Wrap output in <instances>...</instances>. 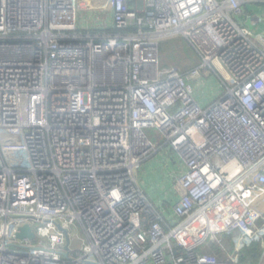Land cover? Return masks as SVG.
Segmentation results:
<instances>
[{"label": "built area", "instance_id": "2783aa9c", "mask_svg": "<svg viewBox=\"0 0 264 264\" xmlns=\"http://www.w3.org/2000/svg\"><path fill=\"white\" fill-rule=\"evenodd\" d=\"M249 2L264 0H0V264H250L244 249L264 250V16ZM174 36L197 65L161 63Z\"/></svg>", "mask_w": 264, "mask_h": 264}, {"label": "rangeland", "instance_id": "374dc122", "mask_svg": "<svg viewBox=\"0 0 264 264\" xmlns=\"http://www.w3.org/2000/svg\"><path fill=\"white\" fill-rule=\"evenodd\" d=\"M81 1L78 2L79 7L81 8ZM258 2H254V4H251L250 9L254 12L261 13L264 16V7L258 6L256 4ZM86 16L85 12L82 11V13L79 15L78 18V25L81 27L85 23L83 22V17ZM103 18V15L100 16V11H96L95 18ZM256 31H261V28H256ZM184 39V38H183ZM181 36H174V37H168L162 40L160 45V60L161 63L164 66L168 67H175L182 70H187L193 65L196 64V58L192 54V52L188 49L189 45L184 41ZM204 83H208V86L211 88V93L214 94L215 86H218L220 81H218L213 73L209 74V78H205ZM217 84H216V83ZM215 84V85H214ZM201 89L197 85V92H196V98L200 101L202 99ZM145 133L154 141L159 144L164 143V137L162 135V132L159 128L151 127L146 128ZM2 148L4 151V154L8 158V162L13 167H27L28 162L26 160V149L25 146L21 143H17L12 139L8 140H2ZM156 160L152 161L151 163L154 165ZM145 169H148V166H145ZM147 194L151 199H154V195L152 193V190L150 187H147L146 189ZM264 208V205L262 206ZM14 248V247H13ZM250 264H264V250L262 249V255L258 262L255 260L248 261Z\"/></svg>", "mask_w": 264, "mask_h": 264}, {"label": "trees", "instance_id": "16d2710c", "mask_svg": "<svg viewBox=\"0 0 264 264\" xmlns=\"http://www.w3.org/2000/svg\"><path fill=\"white\" fill-rule=\"evenodd\" d=\"M251 4H254V2H249V3H246L244 5L245 14H252L254 12V11H252V9H250ZM256 4H258V6H260V7H264V3H262V2H259ZM160 45H161V43H160ZM188 49L195 56V58H196V61H195L196 64L195 65H197V63L199 62V59H198L196 53L193 51V49L190 46L188 47ZM195 65H193V66H195ZM261 255H262V248H261L260 244L258 242H253L249 247L244 249L242 258H243V261H246V262L250 261L251 259L258 262L261 258Z\"/></svg>", "mask_w": 264, "mask_h": 264}, {"label": "water", "instance_id": "95a60500", "mask_svg": "<svg viewBox=\"0 0 264 264\" xmlns=\"http://www.w3.org/2000/svg\"><path fill=\"white\" fill-rule=\"evenodd\" d=\"M17 237L19 239H30V240H34L36 238V234L32 230V228L30 227V225H24V226H22V227L19 228V231L17 233ZM68 243H69V238H68Z\"/></svg>", "mask_w": 264, "mask_h": 264}, {"label": "bare ground", "instance_id": "6f19581e", "mask_svg": "<svg viewBox=\"0 0 264 264\" xmlns=\"http://www.w3.org/2000/svg\"><path fill=\"white\" fill-rule=\"evenodd\" d=\"M235 216V213H231L230 215H228L225 220H224V223H223V227H225L227 224H229V222L232 220V218ZM219 216L218 215H214V214H211L210 216V221H211V225H213L214 221L218 218ZM203 229V227L201 226L195 233L194 235V238L196 239L198 234L201 232V230Z\"/></svg>", "mask_w": 264, "mask_h": 264}, {"label": "crops", "instance_id": "0c3cea01", "mask_svg": "<svg viewBox=\"0 0 264 264\" xmlns=\"http://www.w3.org/2000/svg\"><path fill=\"white\" fill-rule=\"evenodd\" d=\"M259 3V2H258ZM261 14V13H260ZM263 22V21H262ZM262 24V23H261ZM263 25H264V22H263ZM199 63V62H198ZM197 63V64H198ZM211 97H212V95H211ZM203 102H209V99H208V97H206V96H204L203 94H202V99H201Z\"/></svg>", "mask_w": 264, "mask_h": 264}]
</instances>
